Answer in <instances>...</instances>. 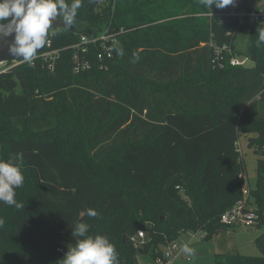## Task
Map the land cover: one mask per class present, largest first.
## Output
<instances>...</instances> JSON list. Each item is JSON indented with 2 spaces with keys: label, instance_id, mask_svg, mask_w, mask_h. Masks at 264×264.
<instances>
[{
  "label": "trees",
  "instance_id": "trees-1",
  "mask_svg": "<svg viewBox=\"0 0 264 264\" xmlns=\"http://www.w3.org/2000/svg\"><path fill=\"white\" fill-rule=\"evenodd\" d=\"M230 2L53 1L68 25L52 27L54 48L124 33L108 71L74 74L65 50L53 71L36 59L0 75V264H152L183 234L226 232L222 214L245 198L241 135L259 157L248 203L264 221V25L210 16ZM256 242L260 257L214 264H264V232Z\"/></svg>",
  "mask_w": 264,
  "mask_h": 264
},
{
  "label": "built area",
  "instance_id": "built-area-1",
  "mask_svg": "<svg viewBox=\"0 0 264 264\" xmlns=\"http://www.w3.org/2000/svg\"><path fill=\"white\" fill-rule=\"evenodd\" d=\"M58 0H51L53 3ZM99 4H103L105 0H98ZM54 4V3H53ZM229 12H224V6H218L216 11L210 16L217 19L220 23H223L229 16H238L241 23L257 24L261 23L264 25V9L255 10L250 13L241 12L239 9L238 2H231L228 6ZM14 17V14L8 10L0 2V23L4 20L10 21ZM48 27V34H52V25L46 21ZM124 33L120 31L111 30L107 28L102 32H92L90 35L81 33L76 43L71 46L65 47L64 49L54 48L51 38L46 39L44 49L41 53L29 57L22 61L11 60L9 62L0 63V75L6 74L17 66L26 63H34L36 59H41L47 66L48 70L53 71L57 62L61 58V54L65 50H71L72 53V65L74 74H82L88 72L98 66L100 70L108 71V62L115 56L118 45V37ZM230 48L224 46L217 49V55L221 57L223 52H229ZM231 66H247L250 63L246 57H234L230 60ZM225 64H220V67H224ZM245 196L244 200L240 201L235 207L227 210L221 216V224L233 228L236 224H240L245 227H252L257 221V215L253 211L248 203L249 191L243 190ZM198 235V234H196ZM199 236V235H198ZM146 234L144 231H139L137 235L131 237V243L138 247L143 246ZM204 236H201L203 238ZM63 253L62 250H60ZM67 255H70L67 253ZM185 260L187 263L191 262V258L187 255L185 248L180 247L178 241H174L165 248L162 257H159L152 264H174L178 260Z\"/></svg>",
  "mask_w": 264,
  "mask_h": 264
},
{
  "label": "rangeland",
  "instance_id": "rangeland-1",
  "mask_svg": "<svg viewBox=\"0 0 264 264\" xmlns=\"http://www.w3.org/2000/svg\"><path fill=\"white\" fill-rule=\"evenodd\" d=\"M231 2H238L240 7V0H230ZM230 2V3H231ZM247 3L251 7L264 9V0H247ZM230 9L224 6V12H229ZM246 41L245 39L239 38L237 42V49L243 51L245 49ZM247 66H251V63H247ZM77 133H81L78 130ZM239 150L244 161L246 173H245V187L246 189H253L256 187L257 183V165L259 157L254 153V151L248 147L247 137L241 135L238 141ZM254 202L250 199V208L256 211ZM230 236H226L225 232L217 233L212 239L204 240L200 236L202 234L196 235V233H186L183 234L179 239L178 243L180 247H185L189 244L187 249V254L191 258V262L188 264H214V259L216 254L224 253H238L243 256L250 257H260L262 252L256 242V239L264 232V221L259 224L258 221L252 227L241 226L236 224L234 229L231 231ZM84 234L86 238L91 236L90 229H85ZM196 238H194V237ZM165 251V248H162ZM80 260L81 264H85L81 257H76ZM175 264H187L182 261H178Z\"/></svg>",
  "mask_w": 264,
  "mask_h": 264
},
{
  "label": "water",
  "instance_id": "water-1",
  "mask_svg": "<svg viewBox=\"0 0 264 264\" xmlns=\"http://www.w3.org/2000/svg\"><path fill=\"white\" fill-rule=\"evenodd\" d=\"M14 17L0 23V63L22 61L41 53L48 37V21L55 29H67L51 0H0ZM126 243V237L123 238Z\"/></svg>",
  "mask_w": 264,
  "mask_h": 264
},
{
  "label": "crops",
  "instance_id": "crops-1",
  "mask_svg": "<svg viewBox=\"0 0 264 264\" xmlns=\"http://www.w3.org/2000/svg\"><path fill=\"white\" fill-rule=\"evenodd\" d=\"M251 189V188H250ZM242 190H246V187L244 186L243 188H242ZM234 229V227L233 228H228V230L225 232L226 233V236L228 237V236H230L231 235V232H230V230L232 231ZM194 237V236H193ZM194 238H196V237H194ZM200 238H201V236H200ZM201 239H203V238H201ZM182 248H185V250H186V253H187V249L189 248V244H187L185 247H182ZM188 255V254H187ZM189 256V255H188ZM190 257V256H189ZM178 261H182V262H185V263H187L185 260H183V259H181V260H178ZM177 261V262H178ZM177 262H175V263H177ZM141 263L143 264L144 263V261L143 260H141ZM174 263V264H175ZM190 263V262H189ZM188 264V263H187Z\"/></svg>",
  "mask_w": 264,
  "mask_h": 264
}]
</instances>
